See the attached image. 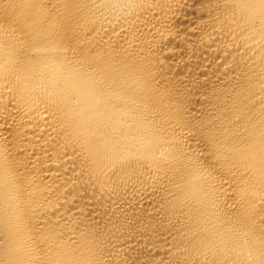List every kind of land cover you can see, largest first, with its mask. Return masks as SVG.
<instances>
[{
    "label": "bare ground",
    "instance_id": "bare-ground-1",
    "mask_svg": "<svg viewBox=\"0 0 264 264\" xmlns=\"http://www.w3.org/2000/svg\"><path fill=\"white\" fill-rule=\"evenodd\" d=\"M0 264H264V0H0Z\"/></svg>",
    "mask_w": 264,
    "mask_h": 264
}]
</instances>
